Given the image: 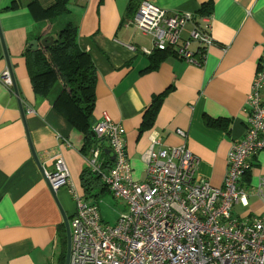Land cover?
I'll return each instance as SVG.
<instances>
[{"label":"crops","instance_id":"1","mask_svg":"<svg viewBox=\"0 0 264 264\" xmlns=\"http://www.w3.org/2000/svg\"><path fill=\"white\" fill-rule=\"evenodd\" d=\"M32 1L0 0V27L29 135L47 172L54 169V158L62 157L76 191L84 196L85 135L70 122L68 110L37 92L31 80L35 56L30 43L38 41L41 49L43 39L54 40L72 22L79 49L96 68L94 122L107 113L123 126L134 180L145 181L144 156L158 138L167 147L187 146L200 160L199 176L213 187L223 186L228 154L249 125L248 98L264 53V0H147L168 13H192L201 26L204 21L210 26L214 44L198 57L201 65L181 60L172 50L144 53L152 50L151 38L127 25L143 0H69V13L52 22L34 18ZM39 1L45 7L53 0ZM208 4L210 15H202ZM192 50L201 49L194 44ZM6 71L0 38V75ZM159 96L162 104L147 129L143 115ZM19 98L0 83V264H65L63 217L33 158ZM101 146L110 150L105 140ZM251 164L242 180L249 191L264 177V151ZM57 198L71 221L73 197L61 189ZM254 199L247 218L263 213Z\"/></svg>","mask_w":264,"mask_h":264},{"label":"built area","instance_id":"2","mask_svg":"<svg viewBox=\"0 0 264 264\" xmlns=\"http://www.w3.org/2000/svg\"><path fill=\"white\" fill-rule=\"evenodd\" d=\"M199 22L192 13H168L143 0L127 25L151 38L152 50L145 49V54L172 50L181 60L201 65V56L214 40L210 26ZM194 44L201 50L193 51ZM0 83L12 88L9 71L0 75ZM263 91L264 53L248 98L247 133L230 150L219 188L199 176L200 160L187 146L167 147L158 138L144 156L145 181L136 182L125 130L103 113L92 132L108 142L114 160L97 146L84 155L86 168L122 201L125 211L114 225L106 223L97 202L76 191L65 160L56 156L54 169L47 172L49 182L55 192L68 190L76 204L70 221V264H264V177L256 189L245 190L242 185L252 159L264 151ZM179 134L187 138L186 133ZM250 197L261 202L263 213L234 217L235 206L247 207Z\"/></svg>","mask_w":264,"mask_h":264},{"label":"trees","instance_id":"3","mask_svg":"<svg viewBox=\"0 0 264 264\" xmlns=\"http://www.w3.org/2000/svg\"><path fill=\"white\" fill-rule=\"evenodd\" d=\"M68 4L69 0H53L50 5L44 7L39 0H34L29 7L36 20L52 22L69 13ZM210 13V4L201 9L202 15H210ZM77 30V26L69 22L58 32L52 46H42L41 49L35 51L29 48L35 56L31 80L37 92L40 91L45 96L54 98L56 106L60 109L62 106L68 110L67 115L70 116V122L85 135V144L81 154L86 156L94 147L103 148L101 146L103 140L97 139L92 132L95 123L93 116L96 104V68L91 57L79 49ZM162 100L163 96L157 97L150 108L145 111L143 127L148 129L153 126ZM103 155L106 154L103 152ZM105 159V164L110 166L112 162L109 157L105 156ZM248 171L244 177L247 176ZM81 185L84 197L93 202L99 201L102 196L110 193L101 178L88 168H85L81 174ZM63 242L66 245V237ZM64 252L63 260L65 261L66 251Z\"/></svg>","mask_w":264,"mask_h":264},{"label":"water","instance_id":"4","mask_svg":"<svg viewBox=\"0 0 264 264\" xmlns=\"http://www.w3.org/2000/svg\"><path fill=\"white\" fill-rule=\"evenodd\" d=\"M0 38H1V41H2V44H3V48H4V54H5V59H6V62H7V65H8V70H9V73L11 75V78H12V88H13V92L14 94L19 98L20 97V94H19V90H18V86H17V82L15 80V77H14V73H13V68H12V65L10 63V60H9V55H8V52H7V49L5 47V44H4V40H3V34H2V31H1V27H0ZM54 44V40L52 38H45L43 39L42 43H41V46L43 47H50ZM39 42L38 41H32L30 43V47L35 51L37 49H39ZM18 103H19V107H20V111H21V115H22V120H23V124H24V127H25V130H26V135H27V138H28V141H29V144H30V148H31V152H32V155H33V158L37 164V166L39 167V170L40 172L42 173L43 175V178L45 179L51 193H52V196L53 198L55 199L56 201V204L57 206L59 207V210L62 214V217H63V222H64V226H65V232H66V255H65V264H70V258H71V231H70V219L67 217L66 213L64 212V210L62 209V207L60 206V203L58 201V198H57V192H55L49 182V179H48V176H47V172L46 170L44 169V167L42 166L38 156H37V153L35 152V149L33 147V144H32V141H31V137L29 135V131H28V127H27V122H26V116H25V111H24V108H23V104L19 98L18 100ZM105 154L110 156L111 160H114V155L112 153L111 150H105Z\"/></svg>","mask_w":264,"mask_h":264},{"label":"rangeland","instance_id":"5","mask_svg":"<svg viewBox=\"0 0 264 264\" xmlns=\"http://www.w3.org/2000/svg\"><path fill=\"white\" fill-rule=\"evenodd\" d=\"M253 199H249L247 207H245V206H237L236 207L235 206L234 215L240 216L239 217L240 219L247 218L250 214L249 209H252L254 206L253 205L254 203L252 201ZM257 201L260 203L259 200H257ZM97 205H98V208H99V211H100L102 218L108 224L114 225L115 222L120 218V216L124 214V210H125L124 204L122 203V201L116 200L113 197V195L110 193H107L106 195L102 196L99 199V201H97ZM260 205H261V203H260ZM255 214L257 215L258 213H255Z\"/></svg>","mask_w":264,"mask_h":264},{"label":"bare ground","instance_id":"6","mask_svg":"<svg viewBox=\"0 0 264 264\" xmlns=\"http://www.w3.org/2000/svg\"><path fill=\"white\" fill-rule=\"evenodd\" d=\"M9 71V70H8ZM12 90H13V88H11ZM104 153H105V150H104ZM47 172V171H46ZM69 224H70V222H69Z\"/></svg>","mask_w":264,"mask_h":264}]
</instances>
